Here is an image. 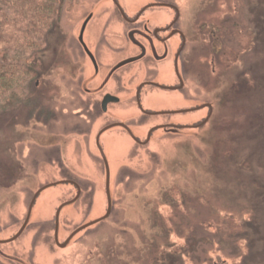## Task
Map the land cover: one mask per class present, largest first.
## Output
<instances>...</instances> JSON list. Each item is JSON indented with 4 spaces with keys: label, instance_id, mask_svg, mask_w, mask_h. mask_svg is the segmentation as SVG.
<instances>
[{
    "label": "rangeland",
    "instance_id": "rangeland-1",
    "mask_svg": "<svg viewBox=\"0 0 264 264\" xmlns=\"http://www.w3.org/2000/svg\"><path fill=\"white\" fill-rule=\"evenodd\" d=\"M95 1L70 0L48 45L30 58L41 70L26 102L0 112V239L17 232L39 188L62 178L78 181L83 192L60 215L61 243L107 210L105 170L93 142L107 118L79 109L78 80L66 67L80 61L76 31ZM224 1L210 16L195 17L198 25L210 21L211 34L220 37L211 39L210 94L180 100V106H198L209 99V124L178 137L156 133L146 148L111 131L118 145L113 160L106 155L110 217L55 248V211L74 190L49 188L32 209L33 226L12 244L19 258L34 264H264V0ZM112 113L143 138L157 123L152 118L138 127L143 118L132 102ZM44 205L49 213L43 217ZM42 220L44 227L37 224Z\"/></svg>",
    "mask_w": 264,
    "mask_h": 264
},
{
    "label": "flooded vegetation",
    "instance_id": "flooded-vegetation-1",
    "mask_svg": "<svg viewBox=\"0 0 264 264\" xmlns=\"http://www.w3.org/2000/svg\"><path fill=\"white\" fill-rule=\"evenodd\" d=\"M184 1L185 5L179 0H96L91 4V9L83 12L75 37L80 61L75 65L69 63L66 67L70 79L78 80L79 109L86 113L92 108L97 109L99 117L107 118L106 124L96 133L93 141L102 163L99 148L106 157L107 147L116 143L109 134L113 130L121 131L122 136H126L134 146L146 148L156 133H161L164 138L178 137L184 131H198L209 124L213 115L209 99H204L198 106H180V100L189 103L199 99L201 94L204 97L210 94L205 77L210 65L211 39L218 40L220 37L216 36L219 32L212 33V36L210 21L204 18L203 24L198 25L199 21L195 17L198 18L201 13L204 17L205 14L210 16L209 9L212 6L224 5L226 1ZM69 2L63 0L59 17L67 14ZM201 5L203 8L199 10ZM84 100L87 101L86 105ZM155 101L160 103L155 105ZM129 102L135 105L143 118L138 127L149 123L152 118L157 119V123L147 129L144 138L134 133V126L130 125V121H125L123 115L119 117L112 113ZM190 115L200 117L197 121H189L188 118L182 121L178 118ZM59 182H71L61 185L72 187V199L76 197L78 188L80 195L77 201L80 199L83 190L78 181L62 178ZM45 191L37 196L33 208ZM58 208L53 219V243L55 248L61 249L54 240ZM41 211L49 213L46 205ZM26 215L17 232L24 224ZM59 218L58 243L61 245L66 240L63 243L59 241ZM45 222L42 220L37 224L44 227ZM31 226L33 224L29 222L14 241L8 242L17 232L11 237L0 239V264H34L19 258L17 252L12 250V244Z\"/></svg>",
    "mask_w": 264,
    "mask_h": 264
},
{
    "label": "trees",
    "instance_id": "trees-1",
    "mask_svg": "<svg viewBox=\"0 0 264 264\" xmlns=\"http://www.w3.org/2000/svg\"><path fill=\"white\" fill-rule=\"evenodd\" d=\"M63 0H0V112L23 103L41 66L30 58L49 43ZM26 102V101H25Z\"/></svg>",
    "mask_w": 264,
    "mask_h": 264
},
{
    "label": "water",
    "instance_id": "water-1",
    "mask_svg": "<svg viewBox=\"0 0 264 264\" xmlns=\"http://www.w3.org/2000/svg\"><path fill=\"white\" fill-rule=\"evenodd\" d=\"M207 106H208V105H207ZM201 108H203V107H200V109H201ZM196 110H197V109H196ZM206 121H207V120H206ZM206 121H205V122H206ZM205 122L202 123V125H204ZM202 125H200V126H202ZM104 131H105V130H104ZM99 150H100V155H101V158H102V160H103V164H104V168H105V193H106V199H107V210H106L105 214H104L101 218H98V219H96V220H94V221H92V222H90V223H88V224H86V225H83V226H81L80 228L76 229V230H75V231H74V232L68 237V239H67L63 244L60 245V244L58 243V218H59V214H60V211H61L63 208L68 207V206H71V205H73V204L77 201V199H78V197H79V195H80V190L77 188L78 193H77L76 197H75L74 199H72L71 201L66 202V203H64L63 205H61V206L58 208L57 212H56V216H55L54 240H55V242H56V245H57L59 248H61V249L66 248V247L70 244V242H71V240L73 239V237H75L78 233L82 232V231L85 230L86 228H89V227H91V226H93V225H96V224H98V223H100V222L106 220V219L110 216V213H111V210H112L111 194H110V169H109V165H108L107 159H106V157H105L103 151L101 150V148H99ZM68 183L70 184L71 182H57V183H53V184L46 185L45 187L41 188V189H40V190L34 195L32 201H31V203H30V205H29L28 212H27V215H26V219H25V222H24V224L22 225L21 229H20V230L17 232V234H16L14 237H12V239H10V241H8V242H11V241L16 240V239L22 234V232L25 230V228L27 227V225H28V223H29V221H30V217H31V213H32V209H33V205H34L35 199L37 198V196H38L41 192H43V191H45V190H47V189H49V188H52V187H55V186H59V185H61V184H68Z\"/></svg>",
    "mask_w": 264,
    "mask_h": 264
},
{
    "label": "bare ground",
    "instance_id": "bare-ground-1",
    "mask_svg": "<svg viewBox=\"0 0 264 264\" xmlns=\"http://www.w3.org/2000/svg\"><path fill=\"white\" fill-rule=\"evenodd\" d=\"M155 105L156 104H159L160 102L159 101H155V102H153ZM117 145L118 144H114L113 146H109V147H107V152H108V155L110 156V159L111 160H113L114 158H113V156H112V154H111V152L113 151V149H115L116 147H117ZM113 158V159H112ZM48 214V212L46 211V212H43V211H41L40 212V215L41 216H43V215H47Z\"/></svg>",
    "mask_w": 264,
    "mask_h": 264
}]
</instances>
